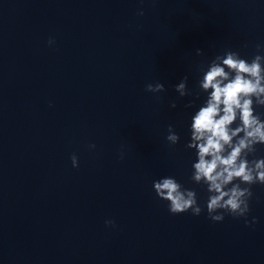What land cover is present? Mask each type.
Here are the masks:
<instances>
[{
	"label": "water",
	"instance_id": "95a60500",
	"mask_svg": "<svg viewBox=\"0 0 264 264\" xmlns=\"http://www.w3.org/2000/svg\"><path fill=\"white\" fill-rule=\"evenodd\" d=\"M258 44L264 0H0V264H264V186L248 226L170 215L152 190L173 176L203 207L184 147L197 65Z\"/></svg>",
	"mask_w": 264,
	"mask_h": 264
},
{
	"label": "clouds",
	"instance_id": "9594fccd",
	"mask_svg": "<svg viewBox=\"0 0 264 264\" xmlns=\"http://www.w3.org/2000/svg\"><path fill=\"white\" fill-rule=\"evenodd\" d=\"M48 43L52 45L54 41ZM256 53L249 60L242 58L239 51L225 50L206 65H197L202 73L197 81V96L205 94L206 98L191 117L184 147L195 153L190 180L207 193V200L202 207L196 191L184 188L173 176L155 180L152 190L158 200L166 203L170 215L190 213L198 217L206 212L213 223L222 222L227 216L244 219L248 226L252 186H264V158L256 156L257 148H264V114L257 111L264 108V45L258 44ZM202 55V50L197 49L196 56ZM187 82L185 75L175 86L181 99L192 95ZM145 91L156 95L165 88L159 82L149 83ZM192 106L191 102L184 105ZM169 107L175 109L177 105L173 102ZM167 133L166 142L174 148L180 137L172 125ZM70 160L72 167L77 168V156L73 154ZM251 223H256L255 218ZM105 226L115 227V223L106 220Z\"/></svg>",
	"mask_w": 264,
	"mask_h": 264
}]
</instances>
